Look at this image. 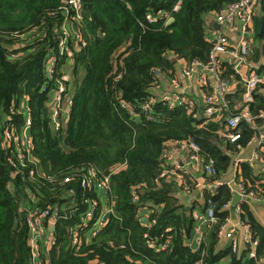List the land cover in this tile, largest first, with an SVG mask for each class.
Segmentation results:
<instances>
[{
    "label": "trees",
    "instance_id": "16d2710c",
    "mask_svg": "<svg viewBox=\"0 0 264 264\" xmlns=\"http://www.w3.org/2000/svg\"><path fill=\"white\" fill-rule=\"evenodd\" d=\"M68 1L0 0V264H31L29 228L21 211L27 204L31 207L29 195L36 193L45 205L64 203L68 200L60 185L45 177L65 176L85 167L110 176L116 216L77 253L68 248L69 228L81 212L72 220L59 222L54 234L56 244L41 264H262L245 253L241 257L233 255L229 247L220 249L217 230L209 231L200 247H191L192 210L177 197V184L160 178L164 151L187 139H194L202 153L215 160L219 175L227 172L236 155L231 152L236 151L219 134L225 128L223 122L204 125L203 99L202 105L193 108L171 109L157 103L150 113L154 121H149L143 111L158 81L156 73L170 72L174 76L177 61L207 62L213 44L205 17L218 14L238 0H183L177 13L172 9L178 0H78L85 17L75 23L86 45L72 64L69 62V66L74 65L70 70L74 105L62 130L55 132L50 96L43 88L55 84L47 77V64L56 57L55 30L66 19L75 18L72 11L66 10ZM171 13L174 22L167 25L166 16ZM148 15L156 22L149 24ZM43 35L48 37L43 39ZM68 45H72V39ZM252 48L259 52L255 45ZM67 64L66 58L58 61L60 69ZM225 75L234 77L229 66ZM235 81V93L233 90L227 94L233 111L238 110L243 94L241 81ZM263 89L261 86L255 93L251 110L256 115L264 111ZM23 101L32 115L33 154L38 171L45 177L31 178V164L21 174V167L9 164L2 145V127L8 117L17 128L25 124L22 113L11 115L13 106L19 107ZM262 124L257 121V125ZM241 130L243 144L257 134L246 123ZM239 171L238 181L258 193L264 192V176L255 174L248 164H242ZM224 190L221 196L230 201L231 193ZM94 196V192L77 189L79 201ZM242 209V219L260 237L257 253L261 257L264 226L248 203ZM143 218L148 220L147 225ZM152 238L158 244L168 243L169 249H150Z\"/></svg>",
    "mask_w": 264,
    "mask_h": 264
},
{
    "label": "built area",
    "instance_id": "2783aa9c",
    "mask_svg": "<svg viewBox=\"0 0 264 264\" xmlns=\"http://www.w3.org/2000/svg\"><path fill=\"white\" fill-rule=\"evenodd\" d=\"M260 0H238L227 4L221 12L215 15V23L219 29L213 30L210 41L213 44L206 63L193 62L187 65L183 71L184 76L190 80L197 76L202 88H204L202 117L206 120L204 125L210 121H222L225 128L219 131L222 140L234 146L236 153L235 161L227 173L219 175L220 168L215 160L208 158L202 153L200 146L194 139L179 141L173 145L174 149L184 157L183 166L187 170L178 176L182 191L187 193L197 190L203 191L206 202V209L193 214L194 233L192 241L188 244L197 248L200 247L208 236V232L217 230L216 236L219 240L228 241L233 255L241 257L244 253L249 259H254L258 263L264 264V255L258 256V248L261 240L251 225L242 219V205L250 202L264 205V192H256L252 186L244 181H238L241 175L239 168L242 164L250 165L253 172L264 176V111L254 114L251 110L255 102V93L259 87L264 85V62L261 65H251L254 57V38L257 35L255 28V10ZM183 0H178L172 9V13L180 11ZM69 8L75 14L73 21L66 19L55 30L54 40L56 42V57L47 64V77L55 82L43 88L50 96L49 110L51 113V123L53 130L59 132L63 128L72 113L74 101V89L72 86V71L74 65L69 66V62L74 60L76 54L86 45L83 43L78 31H74L73 25L83 19L82 4L78 0H69ZM168 14L167 21L172 19L173 14ZM149 24L155 23L156 19L151 15L146 17ZM168 24V23H167ZM236 37L235 41L231 38ZM48 35H43V39ZM72 39V45L68 41ZM264 37L262 38V41ZM264 43V41H263ZM61 58L68 59L66 65L67 72L60 69L58 61ZM226 66L234 72V77L225 75ZM203 70L199 73L198 69ZM198 74V75H197ZM159 73H156L158 76ZM236 79L241 81L243 88L242 101L237 111L232 110V106L227 99V94L231 92ZM156 85V83H155ZM175 90L165 96H150L143 106V111L148 115L149 121H154L150 115L152 108L157 103H163L171 109L179 106L195 107L197 104L186 93ZM22 113L25 124L17 128L12 123V118L8 117L2 127V145L7 154L8 162L15 168L21 167V174L24 168L31 164L29 176L36 178L42 176L37 160L33 154L34 145L31 137H27V129L32 127L31 111L23 101L19 107L16 105L11 109V115ZM263 121L262 125H257V121ZM246 123L257 131V134L245 144L242 143L243 135L241 125ZM32 134V133H31ZM243 144V145H242ZM248 147L254 148V153L250 157H245L243 151ZM230 153V151H229ZM169 151L166 149L162 156L163 173L161 179L169 181L173 174H176L167 166ZM257 165L261 169L257 170ZM232 178L226 179L230 172ZM20 171H18L19 173ZM51 183L60 185V191L68 200L55 205H45L39 202L36 193H31L28 200L31 202L29 208L23 206V212L29 228L28 246L31 251V264H41L43 258L42 245L45 243L49 250L56 244V226L63 220H72L77 212H81L78 221L70 226L69 249L76 253L87 246L91 239L96 238L105 230L109 219H105L107 214L115 217V199L111 195L110 176H105L93 167H85L73 171L67 175L59 177H45ZM81 188L85 192L94 191L95 196L91 199L78 200L76 198L77 189ZM229 190L232 197L237 195V199L225 201L221 196V190ZM224 190V191H225ZM224 200L223 203L220 201ZM240 199V200H239ZM137 200V198H135ZM234 203H238L234 205ZM84 206V209H81ZM235 207V212L239 216V221L230 224L229 214ZM225 214V215H222ZM147 220V219H146ZM224 220L221 228L215 227ZM264 225V224H263ZM52 229V231H50ZM168 232L171 230L168 229ZM212 231V232H213ZM211 232V233H212ZM153 243L149 244L150 249L156 248L158 252L167 251L170 247L168 243L158 244L152 238ZM125 248V246H123ZM195 250V249H194Z\"/></svg>",
    "mask_w": 264,
    "mask_h": 264
},
{
    "label": "crops",
    "instance_id": "0c3cea01",
    "mask_svg": "<svg viewBox=\"0 0 264 264\" xmlns=\"http://www.w3.org/2000/svg\"><path fill=\"white\" fill-rule=\"evenodd\" d=\"M263 2H264V0H260L259 5L255 10V28L257 30V35L254 38L253 43L259 52H257V53L255 52L254 57L251 59V65H253V64L254 65H261L264 62V43H263L264 40L262 41V38H259V33L261 31V26H262V18L264 17V9L262 7ZM205 22H206L208 33L212 34L213 30H215L214 27L216 24L215 23V15H207L205 17ZM231 39H232V41H235L236 37L233 36V38H231ZM188 64L189 63L185 64L183 62L177 61L176 62V73L174 76H171L170 72L159 73L158 81H157L156 85L154 86V88L151 90L152 96L168 95L176 89L175 88V84H176L178 86L179 92L186 93L190 98H192L196 102L197 105L198 104L202 105V99H204L202 92H203L204 88L201 87L200 82L197 79V76H195L194 79L188 80L183 74V71ZM202 70H203L202 68H199L198 69L199 73ZM231 72L233 73V71H231ZM236 87H237V85L233 84L232 88H231V92ZM235 90H234V92H232V94L235 93ZM262 92L264 93V89L262 90ZM241 101L237 103V106L240 105ZM167 149L169 151V157L167 159V166L169 168H171L176 173V174H173L171 176L169 181L175 182L177 184V186L179 188V192L177 194V197L180 199L182 204L186 205L187 207L190 208V210H192V214H194L197 211L203 212L206 209V202H205V198L203 195V191L198 188L197 190L195 189L190 193H187L185 191L183 193L182 188L180 186V181H179L178 176L182 172L184 173V171L187 170L186 167L183 166L184 157L174 149L173 145H170ZM253 153H254L253 147H248L247 149H245L243 151V155L245 157H250ZM233 158H234L233 159V162H234L235 156ZM257 166H258L257 170L261 169L260 165H257ZM225 173H227V172H225ZM225 173H223V174H225ZM177 174H179V175H177ZM232 175H233V172L231 171L229 173V175L226 177V179L228 180V179L232 178ZM94 191H92V192H94ZM225 191H227V190H225ZM228 193L230 194L229 191H228ZM237 197H238L237 195L233 194L232 199L233 200L236 199L238 201ZM236 204H238V203H234V205H236ZM249 206L252 209V211L254 212L257 220L260 221L263 225L264 224V205L260 206L259 204L250 202ZM27 208H29L28 204H27ZM234 209H235V207H233V209L230 211V214H229L230 224H234V223H237L239 221V216L237 215V213L235 212ZM21 211L23 212L22 209H21ZM75 214H78V212ZM111 218L112 217L110 216V219ZM110 219H109V221H110ZM24 220L26 222V218H24ZM143 220H145V219L143 218L142 222H143ZM145 225H147V224H145ZM50 231H51V229H50ZM70 240H71V238L69 237V241ZM220 241H221V248L220 249H224L226 247H229V249H230V244L228 241H225V240H220ZM48 251H49V248L46 247L45 243H43V245H42L43 256L47 255Z\"/></svg>",
    "mask_w": 264,
    "mask_h": 264
},
{
    "label": "water",
    "instance_id": "95a60500",
    "mask_svg": "<svg viewBox=\"0 0 264 264\" xmlns=\"http://www.w3.org/2000/svg\"><path fill=\"white\" fill-rule=\"evenodd\" d=\"M82 16L85 17V13H84V12H82ZM173 22H174V19L172 18V19L168 22L167 25H171ZM73 29H74V31L77 30L76 25H73ZM214 29H215V30L219 29V25H218V24H215ZM263 36H264V17L262 18V26H261V31H260V33H259V38H263ZM31 133H32V129H31V128L27 129V131H26V135H27V137H31ZM65 144H66L67 146H69V144H70V142H69V138H68V137L65 138ZM24 218H26V217L24 216ZM109 218H110V214H107V215L105 216V219H109ZM143 222H144L145 224H148V220H146V219L143 220ZM51 231H52V229H51Z\"/></svg>",
    "mask_w": 264,
    "mask_h": 264
},
{
    "label": "rangeland",
    "instance_id": "374dc122",
    "mask_svg": "<svg viewBox=\"0 0 264 264\" xmlns=\"http://www.w3.org/2000/svg\"><path fill=\"white\" fill-rule=\"evenodd\" d=\"M189 65V64H188ZM183 193H184V191H183Z\"/></svg>",
    "mask_w": 264,
    "mask_h": 264
}]
</instances>
